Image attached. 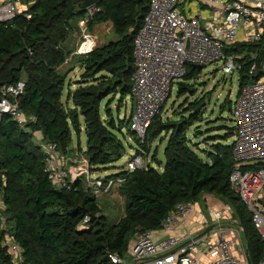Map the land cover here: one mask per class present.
<instances>
[{"label": "trees", "instance_id": "trees-1", "mask_svg": "<svg viewBox=\"0 0 264 264\" xmlns=\"http://www.w3.org/2000/svg\"><path fill=\"white\" fill-rule=\"evenodd\" d=\"M27 8L11 19L0 21V89L23 80L17 103L33 120L20 125L9 114H0V197L3 212L11 222L8 231L21 249L20 264H115L111 254L122 255L133 238L145 231H156L162 220L179 202L200 201L204 193L229 203L242 226L246 252L251 264L264 257V238L255 229L252 214L229 183L234 165L232 132L211 137L205 148L193 143L189 129L201 120L203 99L184 101L177 117L159 112L151 120L145 140L140 142L129 129V117L112 116L111 103L131 95L134 72L133 38L149 8V0H22ZM94 7L89 14L88 9ZM87 16L91 31L109 22L119 36L116 40L77 54L74 65L63 69L72 51L64 43L74 19ZM224 55H242L238 70L239 88L261 76L264 62V36L252 43L235 42L223 48ZM252 63L256 71L249 74ZM81 69L76 87L67 89L66 79L75 66ZM202 67V65H201ZM200 70L188 64L177 81V96L194 93L188 80ZM229 102V100H227ZM103 108L104 114L101 112ZM187 113L185 116L184 114ZM126 128L139 144V153H150L148 164L132 170L119 168L104 178L123 177L119 192L124 197V215L109 222L96 202L98 195L84 188L82 178L67 189L54 185L43 168L46 152L39 142H52L61 155L70 151L72 134H85L90 172L115 168L125 154L116 134ZM37 132H40L38 139ZM197 131L193 135H196ZM165 141L163 163L157 148ZM79 140V139H78ZM195 149H199L197 152ZM162 163V169L151 163ZM84 216L85 228H77ZM6 232L0 229V264H11L5 245Z\"/></svg>", "mask_w": 264, "mask_h": 264}, {"label": "built area", "instance_id": "built-area-1", "mask_svg": "<svg viewBox=\"0 0 264 264\" xmlns=\"http://www.w3.org/2000/svg\"><path fill=\"white\" fill-rule=\"evenodd\" d=\"M183 0H149V8L133 38L134 72L131 77L133 107L129 129L140 142L145 140L153 117L166 102L172 84L186 73L188 64L204 65L223 59L224 73L239 70L237 58L224 55L223 48L235 42L252 43L264 36V0H208L209 15H190L179 8ZM22 0H6L0 4V21L11 19L19 12ZM89 8V14L94 11ZM87 16L81 19L83 42L76 53L95 47L94 36L87 31ZM68 58L65 59V62ZM256 71L252 63L249 74ZM261 76L245 82L239 89L231 108L234 121V165L230 171V187L252 214V222L264 238V62ZM24 82L18 80L0 89V114L7 113L20 125L27 116L21 111L17 97ZM34 117L30 116L29 120ZM38 134V132H37ZM40 139V134H38ZM46 152L43 171L57 187L76 189L73 183L83 180L84 188L100 195L119 187L123 177L104 178L90 172L83 152L77 156L61 155L52 142H39ZM141 158L127 163L128 170L141 167ZM205 200L209 221L195 235L174 233L180 220L193 211L194 203L179 202L168 212L158 230L163 237L154 238V231L137 234L122 254H111L115 264H251L245 249L240 248L239 222L229 203L210 205ZM89 217L84 216L77 228H85ZM233 225V226H231ZM209 227V229H207ZM5 245L11 264H20L21 249L11 235ZM258 264H264V257Z\"/></svg>", "mask_w": 264, "mask_h": 264}, {"label": "rangeland", "instance_id": "rangeland-1", "mask_svg": "<svg viewBox=\"0 0 264 264\" xmlns=\"http://www.w3.org/2000/svg\"><path fill=\"white\" fill-rule=\"evenodd\" d=\"M22 8H27V6L22 3ZM81 19H74L69 25V32L67 39L65 40L64 46L66 49L72 51L71 55L68 57V61L63 65V69H67L70 66L76 64V53L77 49L81 46L83 42V26L81 24ZM88 31V30H87ZM94 36L95 39V46H100L106 44L108 41L116 40L119 36L114 32L111 24L103 23L96 25L91 31H89ZM223 59H220L215 62H211L208 64L202 65L200 71L196 76L192 79H189L187 82L194 88V93L191 94L187 92L182 96H177V81L172 84L170 94L163 105L162 108V115L169 119H173L177 117L174 115V111L179 110V105L183 104L184 101H192L196 98L203 99L202 105L199 107L203 110L202 118L200 121L194 123L190 129L189 134L190 138L193 143H198V148L202 149L207 146L206 141H209L211 137L217 135H224L227 132H232L231 135L228 137L227 140L218 139L220 142L231 143L234 138V121L232 120L231 116V108L233 103L238 94V70L233 71L232 73H224L223 68ZM81 71L78 70V66L76 65L73 70H71L66 79V85L64 88L62 101L66 98V92L68 83L69 85H76V80L79 79ZM229 100V102L227 101ZM131 105L132 102L130 100V96H127L124 99L119 101L117 95L115 96L114 100L111 103V112L112 116L116 119L118 118H128L131 112ZM101 112L104 114L103 108H101ZM185 116L187 113L184 114ZM30 116H27L26 121H29ZM197 131L196 135H193ZM118 137L121 139L124 147H125V154L115 162V168L110 169H98L95 171V175L105 176L110 174L109 171L118 172L119 168H127V163L131 160L136 158H141V164L145 165L148 164L147 160H150L151 151L147 153H139L136 151L139 149V144L133 139L131 133L127 131L124 127L121 132L116 133ZM85 134L82 131L80 133V143L81 147H85ZM78 143V137L75 133L72 134V142L70 144V153L74 152ZM164 141H159L155 139L151 145L150 149L153 151L157 148V158L160 161L164 160L163 156V149H164ZM199 149H195L199 152ZM152 166L158 167L157 162L151 163ZM109 172V173H106ZM211 199L209 203L211 204L212 201L215 202L214 205L219 206L225 201L220 198H216L214 196H210ZM204 198V197H203ZM97 205L100 209L102 215L109 222H115L119 218L124 215V197L119 192V187H113L111 190L104 192L96 197ZM205 202V201H204ZM201 202L194 203V208L199 207ZM4 205L2 203L0 197V229L5 230L6 235H10L8 231L9 225L11 222L7 219V215L3 212ZM207 213V212H206ZM208 215V213H207ZM209 219V215H208ZM232 221L237 222L238 219L236 215L232 216ZM233 226V225H231ZM241 238L243 236L239 233ZM137 236H135L136 238Z\"/></svg>", "mask_w": 264, "mask_h": 264}, {"label": "crops", "instance_id": "crops-1", "mask_svg": "<svg viewBox=\"0 0 264 264\" xmlns=\"http://www.w3.org/2000/svg\"><path fill=\"white\" fill-rule=\"evenodd\" d=\"M5 1L6 0H0V4L4 3ZM21 6H22V2L20 3L19 8H18L19 12L25 10V8H22ZM179 8L182 11H184V12L190 14V15H201L203 17H206L210 13L209 12L208 0H183L181 2V4L179 5ZM106 23H108V22H106ZM99 24H103V23H99ZM96 25H98V24H96ZM78 70L81 71V69L79 67H78ZM75 87H76V85H73V84L69 85V83H68V87L67 88H70L71 90H73ZM38 134H40V132H38ZM78 139H79L78 140L79 141V145L81 147L80 135H79ZM84 148H85L84 146L81 147V149H84ZM74 150L75 151L72 152V153L68 152V154L66 156L74 157V156H77L78 154H80L81 150L78 149V143H77V146H76V148ZM150 159H151V157H150ZM149 161L150 160H147V163ZM161 162L163 163V161H161ZM162 163H161L160 166H158L159 169H162ZM109 172H110V174H112L114 171H109ZM109 172H106V173H109ZM209 195L218 198L214 194H210V193L202 194L201 195V199L199 201V202H201L200 206L199 207H195V208L193 207L192 213L190 215H188L187 218H184V219L180 220V223L177 225L174 233H176V234H184L186 232H190L192 235H195V234L200 233L203 230L204 221L208 220V215L206 213V210L204 211V209H205V202H204L205 200H204V198H206ZM214 204H215V202L212 201L210 205H214ZM237 233H238V236H239L240 248L246 250V243H245V239H244L243 230L238 229ZM239 233L243 236V238H241ZM153 237L154 238L163 237V233H161L160 231H154L153 232Z\"/></svg>", "mask_w": 264, "mask_h": 264}, {"label": "water", "instance_id": "water-1", "mask_svg": "<svg viewBox=\"0 0 264 264\" xmlns=\"http://www.w3.org/2000/svg\"><path fill=\"white\" fill-rule=\"evenodd\" d=\"M192 67L196 68L197 70L201 69V65H199V64H194V65H192ZM207 229H209V227Z\"/></svg>", "mask_w": 264, "mask_h": 264}]
</instances>
